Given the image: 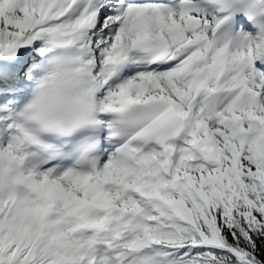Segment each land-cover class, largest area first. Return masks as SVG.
Wrapping results in <instances>:
<instances>
[{
  "label": "snow or ice",
  "instance_id": "6c2138e0",
  "mask_svg": "<svg viewBox=\"0 0 264 264\" xmlns=\"http://www.w3.org/2000/svg\"><path fill=\"white\" fill-rule=\"evenodd\" d=\"M0 264H264V0H0Z\"/></svg>",
  "mask_w": 264,
  "mask_h": 264
}]
</instances>
